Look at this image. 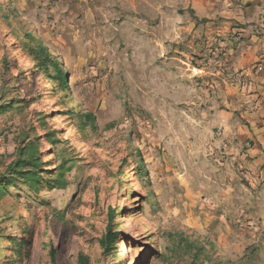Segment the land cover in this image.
Returning <instances> with one entry per match:
<instances>
[{
	"label": "rangeland",
	"instance_id": "374dc122",
	"mask_svg": "<svg viewBox=\"0 0 264 264\" xmlns=\"http://www.w3.org/2000/svg\"><path fill=\"white\" fill-rule=\"evenodd\" d=\"M262 46L264 0H0V176L36 138L67 181L0 196V264H264V177L234 131L264 119Z\"/></svg>",
	"mask_w": 264,
	"mask_h": 264
},
{
	"label": "trees",
	"instance_id": "16d2710c",
	"mask_svg": "<svg viewBox=\"0 0 264 264\" xmlns=\"http://www.w3.org/2000/svg\"><path fill=\"white\" fill-rule=\"evenodd\" d=\"M30 42L33 45H29V54L32 56L34 62L33 69L36 71H42L45 78L54 79L58 81L60 89L67 85V78L63 71V66L59 65V62L53 58L49 50L42 44L38 38L33 37L31 34ZM51 68V70H49ZM8 106L0 105V111L4 110ZM86 118H89L91 122L94 121L91 113L85 114ZM93 125V124H92ZM17 150V157L9 162L6 167V172L0 176V196L9 191V187L16 185L17 182L24 183L30 190H37L40 187L46 186L48 189L64 188L67 185V181L64 178L66 168L63 166H56L55 176L50 175L47 178H43L40 175L42 168V162L39 157V150L37 145V139H29L24 141ZM140 159V156H138ZM50 181V182H49ZM48 183V184H45ZM113 212H110V217ZM117 232H113L110 225L107 227L106 234L101 238L100 243L104 249L110 247L115 241ZM50 259L52 264H56L55 251L50 250ZM80 264H88L87 257L79 256Z\"/></svg>",
	"mask_w": 264,
	"mask_h": 264
},
{
	"label": "crops",
	"instance_id": "0c3cea01",
	"mask_svg": "<svg viewBox=\"0 0 264 264\" xmlns=\"http://www.w3.org/2000/svg\"><path fill=\"white\" fill-rule=\"evenodd\" d=\"M255 54V53H254ZM255 59L259 61V67H260V74L258 76H253V79H258L257 81V87L262 91H264V84H263V78H264V46L259 48L257 50ZM262 99L264 100V96H262ZM260 112L257 115H264V105H261V108L259 109ZM256 118L254 120V126L252 128H236L234 131L236 133V137H238L241 141L249 138L252 140V143L248 146V148L245 149L243 156L248 157V160H246V165L249 169V172H247L249 175L257 176L259 168H260V177L264 173V119H259L255 116H252ZM241 144V143H240Z\"/></svg>",
	"mask_w": 264,
	"mask_h": 264
},
{
	"label": "bare ground",
	"instance_id": "6f19581e",
	"mask_svg": "<svg viewBox=\"0 0 264 264\" xmlns=\"http://www.w3.org/2000/svg\"><path fill=\"white\" fill-rule=\"evenodd\" d=\"M55 120H56V118H55Z\"/></svg>",
	"mask_w": 264,
	"mask_h": 264
}]
</instances>
